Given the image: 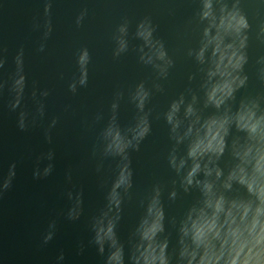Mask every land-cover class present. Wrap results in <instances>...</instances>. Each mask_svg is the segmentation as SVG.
I'll list each match as a JSON object with an SVG mask.
<instances>
[{
	"label": "water",
	"instance_id": "obj_1",
	"mask_svg": "<svg viewBox=\"0 0 264 264\" xmlns=\"http://www.w3.org/2000/svg\"><path fill=\"white\" fill-rule=\"evenodd\" d=\"M0 264H264V0H0Z\"/></svg>",
	"mask_w": 264,
	"mask_h": 264
}]
</instances>
